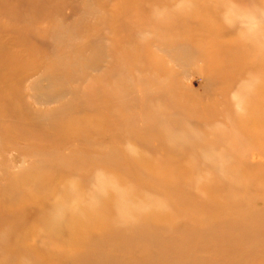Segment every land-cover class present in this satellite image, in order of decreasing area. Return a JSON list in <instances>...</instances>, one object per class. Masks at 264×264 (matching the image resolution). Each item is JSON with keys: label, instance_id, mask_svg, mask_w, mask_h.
<instances>
[{"label": "rangeland", "instance_id": "obj_1", "mask_svg": "<svg viewBox=\"0 0 264 264\" xmlns=\"http://www.w3.org/2000/svg\"><path fill=\"white\" fill-rule=\"evenodd\" d=\"M0 264H264V0H0Z\"/></svg>", "mask_w": 264, "mask_h": 264}, {"label": "bare ground", "instance_id": "obj_2", "mask_svg": "<svg viewBox=\"0 0 264 264\" xmlns=\"http://www.w3.org/2000/svg\"><path fill=\"white\" fill-rule=\"evenodd\" d=\"M54 81V80H53ZM56 98V97H55ZM26 219V216H22V217H20L19 219H18V222L16 223V227H15V229L19 226V224L18 223H20V222H23L24 220ZM45 220V223H47L48 225L46 226V227H49V226H55L56 227V229H55V231L58 233V234H61L62 232V230L60 229V225H62L63 223H62V220L61 219H57L56 221H53V223L51 222V220H46V219H43L42 221H44ZM49 221V222H48ZM12 234H14V231L12 232ZM12 234H10V236L8 235L7 236V239L9 238V237H11V235ZM127 238H129V237H127Z\"/></svg>", "mask_w": 264, "mask_h": 264}]
</instances>
